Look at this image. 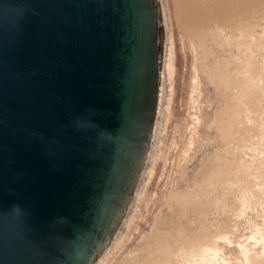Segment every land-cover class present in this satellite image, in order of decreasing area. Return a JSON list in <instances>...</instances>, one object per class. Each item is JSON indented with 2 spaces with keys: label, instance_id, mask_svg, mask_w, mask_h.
Returning <instances> with one entry per match:
<instances>
[{
  "label": "water",
  "instance_id": "1",
  "mask_svg": "<svg viewBox=\"0 0 264 264\" xmlns=\"http://www.w3.org/2000/svg\"><path fill=\"white\" fill-rule=\"evenodd\" d=\"M151 0H0V264H90L138 160Z\"/></svg>",
  "mask_w": 264,
  "mask_h": 264
},
{
  "label": "rangeland",
  "instance_id": "2",
  "mask_svg": "<svg viewBox=\"0 0 264 264\" xmlns=\"http://www.w3.org/2000/svg\"><path fill=\"white\" fill-rule=\"evenodd\" d=\"M193 1L181 29L173 0H151L150 116L90 264H264V0Z\"/></svg>",
  "mask_w": 264,
  "mask_h": 264
},
{
  "label": "bare ground",
  "instance_id": "3",
  "mask_svg": "<svg viewBox=\"0 0 264 264\" xmlns=\"http://www.w3.org/2000/svg\"><path fill=\"white\" fill-rule=\"evenodd\" d=\"M195 1V0H194ZM193 1V3H194V5L193 4H191V5H193V6H195V2ZM200 1V0H199ZM247 1V0H246ZM248 1H250V0H248ZM253 1V0H252ZM251 1V2H252ZM173 2L175 3V6H176V13L177 14H179V17L177 18L178 19V21H179V26H180V28H181V15H180V7H179V3H178V0H173ZM189 2H190V0H189ZM192 2V1H191ZM236 2V0H203V3H205L206 4V6H208L209 8H205V9H207V10H211L212 11V9L211 8H213V9H215L214 11H216L217 10V13H219V14H222L224 11H226V9L228 8V7H234L235 5L234 4H237V3H235ZM259 2H261V1H259ZM196 3L197 4H199V2H198V0H196ZM202 3V2H201ZM238 3H239V1H238ZM263 3V2H262ZM188 4V3H187ZM242 4V3H241ZM202 5V4H201ZM200 4L198 5V6H200V7H202ZM244 5V4H243ZM188 6H190V5H188ZM187 6V7H188ZM198 6H195L196 8L198 7ZM238 6V5H237ZM240 6V5H239ZM246 6V5H245ZM253 6V5H252ZM195 7H192L193 9L195 8ZM190 8V7H189ZM195 8V9H196ZM199 8V7H198ZM202 8H204V7H202ZM239 8H241V7H239ZM256 8V7H255ZM254 8V9H255ZM188 9V8H187ZM200 9V8H199ZM199 9H197V11H201V9L199 10ZM244 9V8H243ZM242 8H241V10H243ZM205 11V10H202V11H205L206 13L208 12V11ZM196 11V12H197ZM236 11H239V10H236ZM248 11V10H247ZM192 12V11H191ZM196 12H192L193 13V16H195V14H197ZM229 11H227V13H228ZM245 12V11H244ZM253 12V11H252ZM189 13V12H188ZM200 13V12H199ZM206 13H205V15H206ZM209 13V12H208ZM207 13V14H208ZM226 13V14H227ZM230 13V12H229ZM245 13H247V12H245ZM211 14V13H210ZM216 14V13H215ZM225 14V13H224ZM225 14V15H226ZM200 15V17L199 16H197V17H199V18H201L202 19V17L201 16H204L203 15V13H202V15L201 14H199ZM213 12H212V15H206V16H204V17H207V16H209V18H211V19H213ZM218 15V14H217ZM191 16V15H190ZM211 16V17H210ZM216 16V15H215ZM214 16V17H215ZM231 16H232V14H231ZM238 16H239V14H238ZM243 16V15H242ZM196 17V16H195ZM194 17V18H195ZM203 17V18H204ZM246 17V16H245ZM244 17V18H245ZM248 17V16H247ZM228 18V17H227ZM229 18H231V17H229ZM198 19V18H197ZM206 18H204L203 19V21L205 20ZM210 19V20H211ZM220 19V18H219ZM193 20V19H192ZM199 20V19H198ZM209 20V21H210ZM249 20V19H248ZM212 21V20H211ZM215 21V20H214ZM224 21V20H223ZM228 21V20H227ZM194 22V21H193ZM197 22V21H196ZM201 22H202V20H201ZM213 22V21H212ZM192 23V22H191ZM210 23V22H209ZM199 24H201V23H199ZM215 24V23H214ZM194 25H195V22H194ZM198 25V24H197ZM197 25H196V27H197ZM210 25H212V24H210ZM201 26V25H200ZM189 27V26H188ZM191 27V26H190ZM187 28V27H186ZM241 28V27H240ZM182 29V28H181ZM213 29V28H212ZM242 30V29H241ZM160 41H162L161 40V38H160ZM236 97V96H235ZM158 139V138H157ZM156 147V146H155ZM145 175V174H144ZM142 188V187H141ZM211 250V249H210ZM209 250V251H210ZM108 253V252H107ZM106 253V254H107ZM215 256V255H214ZM189 258V257H188ZM207 260V259H206ZM191 262V261H190ZM185 264V263H184Z\"/></svg>",
  "mask_w": 264,
  "mask_h": 264
}]
</instances>
